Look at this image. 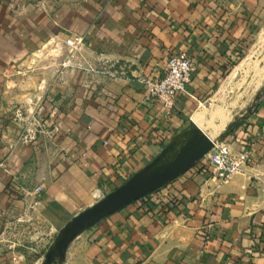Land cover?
Returning a JSON list of instances; mask_svg holds the SVG:
<instances>
[{
	"label": "crops",
	"instance_id": "1",
	"mask_svg": "<svg viewBox=\"0 0 264 264\" xmlns=\"http://www.w3.org/2000/svg\"><path fill=\"white\" fill-rule=\"evenodd\" d=\"M263 6L0 0V264H43L68 221L148 164L215 93ZM75 35L83 42L70 57ZM179 52L195 69L167 110L141 79L161 77ZM39 100L55 136L20 143L12 110ZM221 140L251 150L243 171L219 181L203 157L83 230L57 264H264V91Z\"/></svg>",
	"mask_w": 264,
	"mask_h": 264
},
{
	"label": "water",
	"instance_id": "2",
	"mask_svg": "<svg viewBox=\"0 0 264 264\" xmlns=\"http://www.w3.org/2000/svg\"><path fill=\"white\" fill-rule=\"evenodd\" d=\"M261 94L262 91L256 94V100L260 99ZM190 121L191 117L186 123ZM184 125L148 164L68 221L50 245L43 264H57L69 243L83 230L177 179L205 157L213 148L215 139L201 127L193 125L190 136L178 146L177 137Z\"/></svg>",
	"mask_w": 264,
	"mask_h": 264
},
{
	"label": "built area",
	"instance_id": "3",
	"mask_svg": "<svg viewBox=\"0 0 264 264\" xmlns=\"http://www.w3.org/2000/svg\"><path fill=\"white\" fill-rule=\"evenodd\" d=\"M82 42V37L78 35L66 39V44L71 50L70 57L81 49ZM194 69V62L186 52L170 54L161 77L144 76L141 79L146 88V99L159 101L164 108L171 110L177 96L188 92L187 84L191 80ZM12 114L13 122L17 126L18 142L36 145L43 135L49 138L55 136L53 124L43 100L36 101L33 106H15ZM205 157L208 159L211 177L224 181L244 170L250 161L251 150H235L228 142L216 138L213 148ZM37 190H41V186H38Z\"/></svg>",
	"mask_w": 264,
	"mask_h": 264
},
{
	"label": "rangeland",
	"instance_id": "4",
	"mask_svg": "<svg viewBox=\"0 0 264 264\" xmlns=\"http://www.w3.org/2000/svg\"><path fill=\"white\" fill-rule=\"evenodd\" d=\"M258 19H259V22H258V25L256 26L254 35L252 36L251 41L246 45V47L243 48L242 54L240 55L238 62L236 64H234V66H232L230 68V70L225 74V76H223V78H222L217 90L215 91V93L212 96H210L209 98H207V100H205L202 103H200L198 105V107L194 110V112H192V114L190 116V117H192V115L196 111H198L200 109H203L206 112L208 118H210L213 123H218V122L221 121L220 115L219 114H215L214 115L213 111L217 107H220L221 109H225V111L228 110L231 113L232 117L228 120V122L225 124V126L222 128V130L219 133L214 134V135L212 134V132H211L212 126L211 125L213 123H210V124L204 123V124L200 125V127L208 135H210V136L213 135L212 138H214V139L219 137V139L221 140L222 134L227 130L229 125H231L237 119L242 118L245 115H247L254 108V105H255V103L257 101L256 100V94L259 91H262V92L264 91V76H263V78L261 80L260 76L256 75L257 74L256 73L257 69L264 67V6L261 7V9H260V11L258 13ZM260 41H261V44L258 47V42H260ZM256 46H257V49H256ZM253 49L257 50V52H256V61L254 63L255 65H253L250 68L251 71L250 70L248 71L250 74L247 73V75L245 77H243V78H241V76H240L234 82V85H232V88L228 92L224 93L222 96H219V93H220L219 92V88H221V86L225 83L228 75L231 73L233 68L244 57H246L250 52H252ZM253 77L257 78L256 81H255V84H257V81H259V80H260L259 83L261 81H263L262 84L260 83V86H259V84L255 85L253 83V80H252ZM190 117L184 122V124L190 119ZM105 194H103V196ZM103 196L99 197L97 200L101 199Z\"/></svg>",
	"mask_w": 264,
	"mask_h": 264
},
{
	"label": "bare ground",
	"instance_id": "5",
	"mask_svg": "<svg viewBox=\"0 0 264 264\" xmlns=\"http://www.w3.org/2000/svg\"><path fill=\"white\" fill-rule=\"evenodd\" d=\"M261 44V41L258 42V47ZM257 49V46H256ZM253 49L252 52H250L246 57H244L236 66L235 68L232 70V72L228 75L225 83L221 86V88H219V96H222L224 93L228 92L231 88L232 85H234V82L241 76V78L245 77L247 75V73H249L248 71L250 70V68L255 65V61H256V52L257 50ZM251 71V70H250ZM257 74L260 76V79L262 80L263 76H264V67L257 69ZM250 74V73H249ZM257 77V76H256ZM257 78L253 77V83L255 84ZM260 81V80H259ZM259 81H257V84L260 83L262 84L263 81H261L259 83ZM252 82V81H251ZM250 82V83H251ZM241 84V83H240ZM255 84V85H257ZM253 86V85H252ZM256 87V86H255ZM258 88V87H257ZM254 89V88H253ZM255 92V91H254ZM226 96V95H225ZM224 96V97H225ZM217 97V96H216ZM220 98V97H219ZM222 99V98H221ZM224 107V106H223ZM213 114H219L221 121L218 123H213L211 121L210 118H208L206 112L203 109H200L198 111H196L192 117H191V121L190 123H186L184 125V127L182 128V130L180 131L178 137H177V143L176 145H180L182 144L191 134V128L193 125H197L200 127L201 124L204 123H213L211 132L212 134H217L219 133L222 128L225 126V124L228 122V120L232 117L231 113L227 110L225 111V109H221L220 107H217L214 111ZM217 121V120H216ZM219 121V120H218ZM209 133V132H208ZM213 135H211V137H213Z\"/></svg>",
	"mask_w": 264,
	"mask_h": 264
},
{
	"label": "trees",
	"instance_id": "6",
	"mask_svg": "<svg viewBox=\"0 0 264 264\" xmlns=\"http://www.w3.org/2000/svg\"><path fill=\"white\" fill-rule=\"evenodd\" d=\"M238 60H239V58L234 62V64H236L238 62ZM240 122H241V118L237 119L235 122H233L231 125H229V127L227 128V130L222 134L221 139H224L227 134H229L230 132H232V130L234 128H236L240 124Z\"/></svg>",
	"mask_w": 264,
	"mask_h": 264
}]
</instances>
